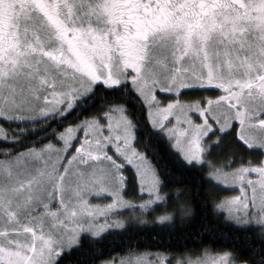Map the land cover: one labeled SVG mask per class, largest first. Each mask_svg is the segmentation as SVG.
Listing matches in <instances>:
<instances>
[{
	"label": "rangeland",
	"instance_id": "374dc122",
	"mask_svg": "<svg viewBox=\"0 0 264 264\" xmlns=\"http://www.w3.org/2000/svg\"><path fill=\"white\" fill-rule=\"evenodd\" d=\"M113 2L103 0L107 27L102 29L69 31L63 19L50 25L59 41L56 45L45 38L42 43L36 40L38 47L25 46L21 37L17 47L9 35L7 48L15 49L26 66L25 88L23 102L14 108L0 106V112L22 121L15 126L33 128L71 109L97 81L107 87L121 83L123 72L131 67L137 75L131 86L145 101L152 126L165 133L183 159L208 169L217 208L236 223L264 229V176L256 171L264 169V31L254 32L249 46L239 54L221 44L203 57L160 61L159 70L145 76L140 70L153 35L201 42L203 48L207 35L233 18L224 14L217 20L212 11L200 16V10L191 18L182 9L172 24L149 40L122 43L114 29ZM60 33H71L81 63L67 54L66 38ZM3 46L4 42L0 48ZM65 57L70 68L57 63ZM117 59L118 68L113 63ZM74 67L86 71L88 77L72 70ZM51 68L63 74L50 72ZM6 127L12 129L13 125ZM11 133L7 132L9 138ZM134 133L124 108L111 105L99 116L67 126L54 141L0 158V231L19 229L12 234L22 243L34 241L45 252L50 245L52 255L45 264H52L55 250L75 245L83 232L102 234L114 223H124L125 215L134 214L129 220L138 221L142 217L135 215L146 212L147 207L162 206V184L149 158L134 145ZM134 172L142 181L139 187ZM129 175L135 180V195L126 193ZM240 188L247 190L248 208L243 196L233 199ZM252 188L256 189L255 201ZM125 257L127 264H246L235 261L228 252L141 251Z\"/></svg>",
	"mask_w": 264,
	"mask_h": 264
},
{
	"label": "trees",
	"instance_id": "16d2710c",
	"mask_svg": "<svg viewBox=\"0 0 264 264\" xmlns=\"http://www.w3.org/2000/svg\"><path fill=\"white\" fill-rule=\"evenodd\" d=\"M94 86L83 96L86 99H79L65 112L67 115H55L33 128L15 126L23 129L19 143H0V158L54 141L67 126L99 116L108 106H121L134 127V145L149 158L162 184L158 197L164 200L157 209H152L153 204L147 207L149 210L145 209L146 212L135 215L136 218L142 217L138 221L129 220L134 214H124V223L118 226L114 223L115 227L105 229L102 234L83 232L78 242L71 246L74 251H69L70 248L64 250L69 253L65 261L92 264V251L103 247L106 254L115 251L121 256L141 251L176 254L228 252L237 262L264 264V229L252 223H236L217 208L210 193L212 183L208 169L201 163L183 159L165 133L152 126L148 107L141 95L137 91L126 92L125 89L132 87L129 84H121L119 89H110L101 83ZM4 129L11 133L9 127ZM133 180L129 175L126 193L130 195L136 193ZM166 209L168 212H164ZM156 210L163 214L158 216Z\"/></svg>",
	"mask_w": 264,
	"mask_h": 264
},
{
	"label": "snow or ice",
	"instance_id": "6c2138e0",
	"mask_svg": "<svg viewBox=\"0 0 264 264\" xmlns=\"http://www.w3.org/2000/svg\"><path fill=\"white\" fill-rule=\"evenodd\" d=\"M55 2V15L65 21V25L69 31L76 28L86 32L89 28L93 30L97 28L107 27L106 18L103 15V0H0V32L6 29L5 35H11L14 41H17V47H20L21 37L23 44L27 46L32 44L38 47L36 40L48 39L53 45L59 43L53 35L55 29H50L47 23L45 8L50 14ZM151 2V0H149ZM212 4V0H208L205 7ZM195 6V5H194ZM216 14L217 20H221L224 14L231 16L235 27H231L230 22H223L218 32L209 33L202 41L203 48L200 47L201 42L192 43L183 40H175L170 34L157 33L153 35L148 42L144 51V67L140 71L147 76L159 70L160 61L175 62L183 57L198 56L203 57L210 50L219 49L221 44L229 46L231 49L239 52L246 50L252 35L256 31H264V0H221L216 6L211 8ZM14 33V35H12ZM114 67H119L118 59L114 62ZM25 68L21 62V56L15 52V49L9 48L6 53L0 51V106L14 108L22 101V94L25 88ZM57 75H62L56 68L49 69ZM124 79L122 84L134 85L137 80L136 72L133 68H128L123 72ZM29 82H31L29 80ZM101 82L97 81L95 86ZM121 83L108 86L110 89H119ZM94 86V87H95ZM187 89H181L185 91ZM126 92L136 93L135 87L125 89ZM138 94V93H137ZM86 99V97H82ZM132 103L131 100L128 101ZM95 103V101H93ZM85 105L84 107H88ZM67 115V113H65ZM20 119H13L11 116L0 112V143L18 144L20 133L23 129L15 127L21 123ZM5 124H12V138L7 135L8 129H4ZM130 166V165H125ZM261 176H264V169H256ZM136 176V184L142 181L139 173L134 172ZM127 178L125 177V180ZM251 186V181H249ZM264 189V183L261 184ZM143 195V190H140ZM253 201L256 200V189L252 188ZM240 196L244 197L245 208H248L247 190L239 189V195L233 197L239 200ZM264 197V191H262ZM19 229H8L0 231V264H45L47 257L52 255L51 246H48L47 252L43 248L38 249L35 242L22 243L17 235L12 233L18 232ZM75 247H80L76 245ZM75 248L70 247L69 251ZM56 254L52 256V264H71V261H65L66 253L63 249H56ZM92 264H127V258L119 253L112 251L105 252L103 247H98L92 251Z\"/></svg>",
	"mask_w": 264,
	"mask_h": 264
},
{
	"label": "flooded vegetation",
	"instance_id": "af4514ba",
	"mask_svg": "<svg viewBox=\"0 0 264 264\" xmlns=\"http://www.w3.org/2000/svg\"><path fill=\"white\" fill-rule=\"evenodd\" d=\"M220 2L221 0H212V4L205 7L208 4V0H151V2L149 0H114L113 7L117 19L114 29L119 33L118 36L122 43L127 41L128 43L139 44L149 40L156 31L172 24L174 19L176 20V17L180 16V10L186 9L188 11L187 14L183 12L184 15L196 18L198 10H200L199 15L202 16L204 12H210L211 8ZM53 5L55 6V2H53ZM45 13L49 25H54L59 19L61 21V18L56 16L55 12L52 11L49 14L47 8H45ZM51 15H54V17H51ZM5 32L6 29L0 32V45L4 42V46L0 48V51L3 52L9 49L7 47H10L8 46L9 35H5ZM60 34L66 38L67 54L73 59L75 58L77 62H80L78 59L81 52L73 41L71 33ZM57 63L63 66L64 64L68 65L67 67L70 68L66 57L63 60L59 59ZM72 70L88 77V73L81 71L78 67H74Z\"/></svg>",
	"mask_w": 264,
	"mask_h": 264
}]
</instances>
